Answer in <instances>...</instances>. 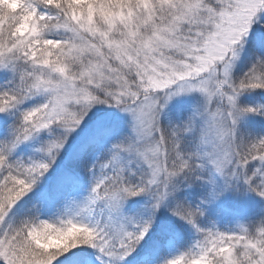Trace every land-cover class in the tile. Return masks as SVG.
Masks as SVG:
<instances>
[{"label":"rangeland","instance_id":"374dc122","mask_svg":"<svg viewBox=\"0 0 264 264\" xmlns=\"http://www.w3.org/2000/svg\"><path fill=\"white\" fill-rule=\"evenodd\" d=\"M1 1L29 14L18 22L31 27L24 36L49 25L42 33L65 44L53 49L60 55L57 62L41 55L29 69L23 64L30 58L6 59L12 49L0 43V177L7 173L21 193L7 197L6 212L13 208L14 214H0V264H36L26 260L32 253L27 242L36 251H62L77 233L89 243L78 264L220 262L213 260L226 248L221 231L250 229L242 217L212 204L214 192L225 191L224 183L235 177L228 169L234 162L236 121L247 112L239 114L242 93L229 86L242 57V40L264 17V0H215L220 7L214 0H161L174 11L162 23L153 17L159 7L149 5L152 0H129L132 6L122 0L112 13L102 10L97 24L90 15L71 11L83 0ZM59 4L73 14L56 12ZM143 24L151 31L137 36ZM24 41L11 46L20 51ZM183 111L190 123L175 150L163 156L155 137L158 120ZM168 163L171 172L182 174V184L174 176L180 188L202 196L206 179L213 188L208 199L194 202L187 196L181 208L169 213L168 218L187 222L175 226L182 245L170 236L163 239L166 233L158 223L124 213L111 199L112 190L106 193L108 209L98 204L97 192L110 176L116 182L132 176L135 191L146 193L143 202L150 190V196L162 195L164 208L173 199ZM50 175L62 180L63 194L44 200L39 195L44 176ZM75 179L77 185H67ZM204 209L225 215L228 222L209 219ZM262 241L235 240L240 253L229 249L224 263L264 264Z\"/></svg>","mask_w":264,"mask_h":264},{"label":"trees","instance_id":"16d2710c","mask_svg":"<svg viewBox=\"0 0 264 264\" xmlns=\"http://www.w3.org/2000/svg\"><path fill=\"white\" fill-rule=\"evenodd\" d=\"M30 1L31 3H37L39 0ZM40 1H42V4L40 5H44L46 2V0ZM121 1L122 0H83L79 3L76 1L71 11H73L76 16L86 13L87 15H90L93 24H97L101 22L99 14H102V10L106 11V13H112L116 5H119ZM124 1L127 6H132L129 0H123V2ZM152 1L153 3H149V5L155 6V9L159 7L156 13L153 14L155 20L161 21V23L168 20L169 15L174 12L171 9V6L168 5L167 7V5H164L161 0ZM167 1L169 3L171 0ZM205 1L208 0H204L203 2ZM63 5L64 4H59L56 12L61 15L66 12L72 13L71 11L64 12V8L61 7ZM215 6L220 7L221 3L217 1L215 2ZM22 11L24 10H14L0 0V43L3 44L6 42V44H8L7 48L12 49L9 53L10 56L6 59L10 58L11 60L12 58H20V60H24L25 57H28L32 61L29 63V60H24L25 64H23V66H26L29 69H31L36 61L41 59V55H45L50 61L57 62L60 55L56 54L53 49H58L60 46H63L65 44L64 41L51 39L47 37L46 33H42V30L47 29L49 25L41 28V31L38 28V34L24 36L26 35V32L30 31L31 27L30 25H25L21 28L19 25V21H25L24 19L29 16L26 11ZM261 19L262 20L259 22L256 21L251 25L247 39L242 40V42H245L242 57L240 61L237 62L235 69L232 72L229 86V88L234 89V91L239 90L242 93L237 101V110H241V113L239 114L245 115L243 112H247V115H245L246 118L239 117L236 121L234 162H232V166L228 169L230 176H233L235 173V177L233 180L224 183L225 191L221 190L219 187L218 190L214 192L217 196L214 200V204H212V208H220L221 210H224L223 212L242 217L250 229L242 233L237 231H221V234L227 241L225 243L226 248L221 250L217 259L213 260H220V262H215L214 264H226L224 263V260L229 249H231L232 252L240 253L235 245V240L237 239L248 241L249 238H253L256 243H258V240H264V233H262L261 230V228H264V17ZM58 22H63V20ZM55 25H57V22H55L53 26L56 27ZM117 31L119 30H114V32ZM149 31H151L150 25L145 26V24H143V26H139L137 36L148 35ZM22 38L26 40V44L24 41L20 51H17L11 45L14 46L15 40H21ZM25 46L31 48L29 49L32 50L31 53L25 48ZM237 48L238 43L234 45L233 49ZM81 63L82 61L80 64ZM2 74L3 73L0 72V75ZM108 88L110 89V87ZM90 90L93 92V87H90ZM144 92L146 91L141 90L140 94ZM189 123L190 118L186 111L180 112L178 115H174L173 113L169 114V118L160 116L158 120V131L155 137L161 141V147H164L165 152L162 153L163 156L164 154L169 155L175 150L176 139L183 138L184 131ZM82 147L83 148L79 149L80 154L84 152V145ZM168 161L170 162V159H168ZM166 167L165 174L169 176L171 174L173 175V180H171L172 186H169L170 197L173 199H171L170 202H166L164 208L163 202L165 201L162 195L159 196L158 194H155L150 196V193L152 192L150 190L149 200L143 202L146 193L145 191L143 193H137V191H135L136 189L133 188L132 185L135 184L136 180H134L132 176L122 182L112 180L113 177H116L115 175L110 176L111 178L108 181H104L105 183L97 192L98 204L106 211L111 204L106 200L109 198L106 196V193H108L109 190H112L113 197H111V199L116 201L117 205L124 211V213L132 215L135 213V218L137 220L140 219L142 223H158L160 228L164 229L166 233L163 239L170 236L174 238L177 243L182 245L181 243L184 240L181 238V233L176 231L177 229H175V226L179 224L180 227H183L187 225V222L168 218L170 217L169 213L181 208L185 203V197L187 196H190V199H193L194 202H198L200 199H208V197H210L209 193L213 188H211L210 182L206 179V189L202 196L198 195V192L193 188L182 189L174 180V176L182 178V174L176 173L175 175L171 172L172 170L169 168V163ZM203 170L206 174L207 171L205 169ZM44 171H46L45 168L42 169V172ZM6 174L1 175L0 177V214H3L5 211V215H8L7 213L13 215V208L6 212L9 205L7 197L9 199L12 197L17 198L21 196V193L19 194V188H16V185L14 186L7 177L5 178ZM204 175L201 176L204 178ZM44 178L47 179V181L42 187V192L39 195L41 198L44 200L51 199L63 194L60 191L63 182L58 175H50L49 178L44 176ZM181 178L179 180L180 184L183 183ZM187 179L190 180V178ZM76 182L77 179L72 180L71 182L67 181L66 183L71 186L72 184L77 185ZM159 182L161 183V181ZM14 192L16 193L14 194ZM11 194L14 195L12 196ZM26 195L28 196L29 194L26 193ZM247 199L253 200V203H248ZM165 212H167V214ZM203 212L211 215L208 218L214 219L217 223L223 220L228 222V218L225 215L219 218L218 214L214 213L213 210L208 212L207 209H204ZM181 213V215H185L184 210H182ZM5 218H7V220ZM5 218L3 219L8 221V216H5ZM165 227L169 228L168 231ZM255 227H257V229H254ZM184 231V235L188 234L186 228ZM74 238H76V240H70L69 248L67 250L63 249L62 251H36L35 249H31L32 243L29 241L27 242L29 245L28 249L25 248L32 253H28L26 260L32 261L36 264H78L80 259L88 252L89 243L85 241L84 237L79 233H77ZM262 242L264 244V241ZM33 247L35 246L33 245ZM256 252L257 251L254 253ZM239 259L241 260L242 258Z\"/></svg>","mask_w":264,"mask_h":264}]
</instances>
